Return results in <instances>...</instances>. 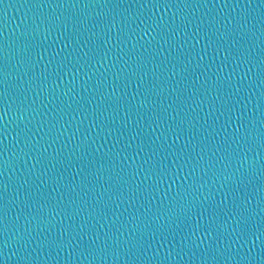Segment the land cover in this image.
Segmentation results:
<instances>
[{
    "label": "water",
    "instance_id": "obj_1",
    "mask_svg": "<svg viewBox=\"0 0 264 264\" xmlns=\"http://www.w3.org/2000/svg\"><path fill=\"white\" fill-rule=\"evenodd\" d=\"M0 261L264 264V0H0Z\"/></svg>",
    "mask_w": 264,
    "mask_h": 264
},
{
    "label": "clouds",
    "instance_id": "obj_2",
    "mask_svg": "<svg viewBox=\"0 0 264 264\" xmlns=\"http://www.w3.org/2000/svg\"><path fill=\"white\" fill-rule=\"evenodd\" d=\"M8 246H10L8 242V233H7V230H5V247H8Z\"/></svg>",
    "mask_w": 264,
    "mask_h": 264
},
{
    "label": "snow or ice",
    "instance_id": "obj_3",
    "mask_svg": "<svg viewBox=\"0 0 264 264\" xmlns=\"http://www.w3.org/2000/svg\"><path fill=\"white\" fill-rule=\"evenodd\" d=\"M0 264H3V262H2V261H0Z\"/></svg>",
    "mask_w": 264,
    "mask_h": 264
}]
</instances>
